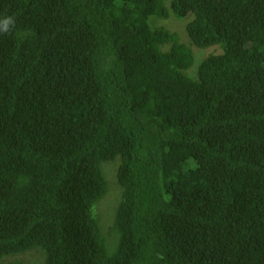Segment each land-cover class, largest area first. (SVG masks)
I'll return each instance as SVG.
<instances>
[{"label":"trees","instance_id":"16d2710c","mask_svg":"<svg viewBox=\"0 0 264 264\" xmlns=\"http://www.w3.org/2000/svg\"><path fill=\"white\" fill-rule=\"evenodd\" d=\"M6 16L0 264H264V0H0ZM169 16L222 50L194 78L153 26ZM113 162L110 251L94 207Z\"/></svg>","mask_w":264,"mask_h":264},{"label":"rangeland","instance_id":"374dc122","mask_svg":"<svg viewBox=\"0 0 264 264\" xmlns=\"http://www.w3.org/2000/svg\"><path fill=\"white\" fill-rule=\"evenodd\" d=\"M190 18L177 19L173 16H169L166 20H153L154 27H163L170 32L176 33L179 36V41L189 47L193 55V67L188 71L190 77L194 78L196 76V68L199 66L200 62L203 61L210 55H219L222 50L219 46H211L208 48H196L189 43V38L186 34V25L188 24ZM118 168V163L113 162L106 164L104 167V175L107 184V192L105 196L98 201L97 205L94 207V214L98 217L100 226L103 231V235L106 239L107 247L110 251L114 249L112 246L115 242V237L112 233L114 215L117 210V206L122 197V191L117 184L116 172ZM112 246V247H110ZM21 261L29 264H41L43 261V255L39 252H33L26 255L20 256Z\"/></svg>","mask_w":264,"mask_h":264},{"label":"clouds","instance_id":"9594fccd","mask_svg":"<svg viewBox=\"0 0 264 264\" xmlns=\"http://www.w3.org/2000/svg\"><path fill=\"white\" fill-rule=\"evenodd\" d=\"M14 25H15V19H14V17H11V16L4 17L2 20H0V34H7V33H9L12 30V28L14 27ZM114 219H115V215H114ZM113 225H114V222H113ZM101 230H102V228H101ZM112 230H113V228H112ZM102 233H103V231H102Z\"/></svg>","mask_w":264,"mask_h":264},{"label":"bare ground","instance_id":"6f19581e","mask_svg":"<svg viewBox=\"0 0 264 264\" xmlns=\"http://www.w3.org/2000/svg\"><path fill=\"white\" fill-rule=\"evenodd\" d=\"M264 133V132H263Z\"/></svg>","mask_w":264,"mask_h":264}]
</instances>
